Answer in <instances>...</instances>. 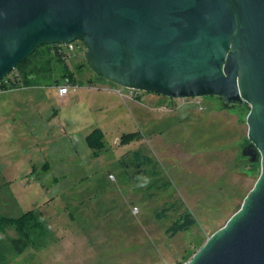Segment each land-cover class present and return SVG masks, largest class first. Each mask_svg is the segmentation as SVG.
<instances>
[{"label": "rangeland", "instance_id": "1", "mask_svg": "<svg viewBox=\"0 0 264 264\" xmlns=\"http://www.w3.org/2000/svg\"><path fill=\"white\" fill-rule=\"evenodd\" d=\"M64 50L83 84L77 90L60 96L58 83L42 76L37 85L0 91V214L34 210L45 223L36 243L7 264L189 260L260 175L259 163L241 154L250 142V106L226 107L217 96H132L97 76L81 49ZM53 62V76L62 79ZM95 129L103 134L100 150L87 141ZM139 151L153 164L139 165ZM170 204L175 209L157 218ZM185 208L196 224L171 236L167 228ZM0 236L7 244V236L20 237L12 229Z\"/></svg>", "mask_w": 264, "mask_h": 264}, {"label": "water", "instance_id": "2", "mask_svg": "<svg viewBox=\"0 0 264 264\" xmlns=\"http://www.w3.org/2000/svg\"><path fill=\"white\" fill-rule=\"evenodd\" d=\"M76 41L115 85L250 106L242 155L260 175L181 264H264V0H0V80L41 46Z\"/></svg>", "mask_w": 264, "mask_h": 264}, {"label": "trees", "instance_id": "3", "mask_svg": "<svg viewBox=\"0 0 264 264\" xmlns=\"http://www.w3.org/2000/svg\"><path fill=\"white\" fill-rule=\"evenodd\" d=\"M65 54L60 53L58 49H54L53 45L45 44L38 48L36 52L21 62L17 68L13 70L19 74L18 83L12 84L9 87L17 88L19 86L29 87L37 85V81L43 77H51L55 83L60 84L66 78H69L73 83H78L73 71L70 70L66 60L64 59ZM56 63L61 67L62 79L55 78L54 65ZM80 85H83L82 83ZM247 106H249L247 104ZM103 134L99 129H95L87 136L89 145L97 150L103 147ZM134 159L139 165L153 164V158L144 155L142 152H135ZM123 165L127 167L125 161ZM176 204H170L169 207H165L161 212L157 213V218L161 219L168 214L169 211L175 209ZM227 222V221H226ZM225 222V223H226ZM196 224V219L188 208L175 219L171 225L167 228V233L171 236H175L182 231L189 230ZM15 230L20 236L19 238H12L7 236L9 244L5 243L0 236V264H7L8 257L10 254L16 256L21 255L27 246L36 243V239L45 233V223L39 216L37 211L29 210L23 213L20 217H6L0 214V235H7L9 230ZM40 231V233H39ZM43 237V236H42ZM183 262H179L181 264Z\"/></svg>", "mask_w": 264, "mask_h": 264}, {"label": "built area", "instance_id": "4", "mask_svg": "<svg viewBox=\"0 0 264 264\" xmlns=\"http://www.w3.org/2000/svg\"><path fill=\"white\" fill-rule=\"evenodd\" d=\"M78 42L81 44V46H78V48H80L83 52L86 53V51H85L86 50V46L84 45V43L82 41H76V42L67 43V44H55L53 46H56L57 49H58V51L60 53H63V54H65L64 47H66L69 52H71V53L74 52L75 53L76 49H77V51L80 50L77 47H75L76 46V43H78ZM18 78H19V74L18 73L13 72V71L11 73H9L2 80H0V91H5V90L13 89L12 87H9V86H11L12 84L18 83V81H17V80H19ZM58 85H59V94H60V96H66L70 92V89L71 88L75 91V90H77V88L79 86H81L78 83H73L69 78H66L65 79V82L60 83ZM19 87H21V86H19ZM133 91L134 90L131 91V95L132 96H133V93H134ZM118 92L120 94H122V90H118ZM196 98H199V97H196ZM181 99H183V102H185L189 98H181ZM196 102L198 104H200V100L199 99H197ZM201 108H202V106H201Z\"/></svg>", "mask_w": 264, "mask_h": 264}, {"label": "flooded vegetation", "instance_id": "5", "mask_svg": "<svg viewBox=\"0 0 264 264\" xmlns=\"http://www.w3.org/2000/svg\"><path fill=\"white\" fill-rule=\"evenodd\" d=\"M250 143V142H249ZM249 143H247V144H245L244 146H243V148L246 146V145H248ZM243 148H242V150H243ZM242 154V153H241ZM244 156V155H243ZM248 161H249V158L250 157H248V156H244Z\"/></svg>", "mask_w": 264, "mask_h": 264}, {"label": "crops", "instance_id": "6", "mask_svg": "<svg viewBox=\"0 0 264 264\" xmlns=\"http://www.w3.org/2000/svg\"><path fill=\"white\" fill-rule=\"evenodd\" d=\"M117 90V88H114V91H116Z\"/></svg>", "mask_w": 264, "mask_h": 264}]
</instances>
